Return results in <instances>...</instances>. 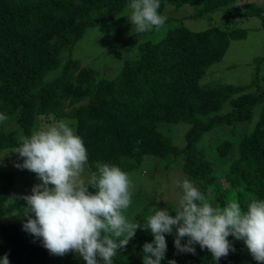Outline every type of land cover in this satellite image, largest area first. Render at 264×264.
Segmentation results:
<instances>
[{
    "label": "trees",
    "instance_id": "obj_1",
    "mask_svg": "<svg viewBox=\"0 0 264 264\" xmlns=\"http://www.w3.org/2000/svg\"><path fill=\"white\" fill-rule=\"evenodd\" d=\"M129 2L0 0V113L7 116L0 122V150L18 146V136H29L40 117L75 120L92 171L98 170V164L131 171L147 160L151 163L152 158L182 154V170L198 189L207 197L213 194L220 204L225 191H234L246 211L252 199H264V82L259 85L256 74L247 84L204 86L200 79L223 58L232 40L246 37L247 30L234 25L236 17L257 16L264 30V10L242 0H160L158 11L166 5H192L191 18L219 11L222 25L196 31L183 22L170 24L156 40H138L115 75L99 77L96 70L73 58L72 48L88 28L114 20ZM254 86L255 91H250ZM226 102L229 109L221 112ZM257 106L261 107L259 118L251 131L230 133L216 144L218 160L225 164L224 181L218 183L215 163L196 150L197 142L216 127L250 120ZM160 123L188 124L185 145H174L157 129ZM13 183L14 174L0 168V257L6 253L10 264H85L73 252L50 254L39 238L23 230L26 218L16 223L2 221ZM150 203L131 219L141 227L153 214L148 210ZM166 209L174 216L177 207ZM174 238L175 231L165 234L167 251L160 264L169 260L215 264L208 250L198 244L193 245L195 254L177 252ZM152 240L150 231L137 229L112 264H143L142 246ZM229 241L235 251L217 264H258L242 240ZM185 242L186 238L181 241Z\"/></svg>",
    "mask_w": 264,
    "mask_h": 264
},
{
    "label": "clouds",
    "instance_id": "obj_2",
    "mask_svg": "<svg viewBox=\"0 0 264 264\" xmlns=\"http://www.w3.org/2000/svg\"><path fill=\"white\" fill-rule=\"evenodd\" d=\"M159 8L160 0H130L121 16L128 18L137 33L160 31L167 17ZM6 119L0 113V122ZM76 123L60 119L41 125L29 136L19 135L18 146L12 150L23 158L13 166L35 173L41 183L32 187L30 195L11 201H25L22 228L39 238L50 254L73 252L85 264H112V258L127 246L136 230L144 229L150 231L153 240L142 246L143 264H160L167 251L165 234L173 231V244L179 253L195 254L193 245L198 244L217 264L235 251L228 240L232 236L243 241L258 264H264V199H252L246 211L235 198L221 207L184 178L177 181L183 195L175 215L168 209L154 208L141 227L125 215L133 196L126 172L116 165L98 164V170L85 179L88 153L76 133ZM5 155L0 156V163ZM0 264H10L6 253L0 257ZM168 264L176 261L169 260Z\"/></svg>",
    "mask_w": 264,
    "mask_h": 264
},
{
    "label": "rangeland",
    "instance_id": "obj_3",
    "mask_svg": "<svg viewBox=\"0 0 264 264\" xmlns=\"http://www.w3.org/2000/svg\"><path fill=\"white\" fill-rule=\"evenodd\" d=\"M242 2H252L264 10V0H242ZM126 9V8H125ZM125 9L114 20L105 24L88 28L83 36L75 43L72 48L71 55L81 66H88L98 72L99 77L110 78L115 75V71L120 68L123 58L129 55L134 44L138 40L151 38L156 40L163 36L168 25L183 22L191 30H204L206 28L222 25L221 13L214 12L210 17L191 18L193 6L184 4L178 8L172 5H166L163 10L159 11L161 15L167 17L165 26L160 30L155 29L148 33H142L131 37L135 33L130 21L124 14ZM172 19V20H170ZM234 25L239 28H245L247 35L243 39L232 40L226 49L223 58L213 63L204 76L200 79V83L204 86H213L215 84H247L251 82L254 74H256V82L263 84L264 76V30L261 28L260 18L257 16H238L234 21ZM260 61H255L257 58ZM255 91V86L249 88ZM229 109V103H224L221 112ZM260 106H257L250 120L239 122L236 126H219L210 132L202 134L197 142L196 150L200 151L204 157L215 163L213 173L218 178L217 182L222 183L225 174L223 162H219L221 157L216 151V144L220 143L224 137L230 133H244L253 129L259 118ZM204 119L203 116H199ZM51 118V117H50ZM54 118L48 121L44 117L39 118V123L34 130L40 128L41 125L56 122ZM189 125L184 123H160L157 129L178 148L185 145L184 134ZM14 148L0 150V156L3 157L0 168L10 171L14 174V183L9 189V197L6 202L7 211L2 217L4 223H16L24 220L26 217L22 213V208L26 206L23 199H11L22 195H30L31 189L35 184L41 183L35 173L27 169H18L13 166L15 163H22L23 158H19L17 154L12 153ZM183 155L168 156L163 160L155 158L145 162L146 165L126 172L132 181V203L126 210L125 215L130 220L133 215L142 209L147 202L151 205L148 210L152 213L154 208L166 209L169 205L178 208L179 200L183 193L177 181L188 178L187 174L182 170ZM222 160V159H221ZM227 160V159H226ZM152 169H151V167ZM224 170V171H223ZM93 172L88 164L86 165L85 179ZM196 186V182L190 180ZM51 187V185H50ZM224 192L223 204L216 201L213 194L208 198L214 204L221 207L226 206L227 202L234 197V191L228 190ZM228 240H236L229 236Z\"/></svg>",
    "mask_w": 264,
    "mask_h": 264
}]
</instances>
